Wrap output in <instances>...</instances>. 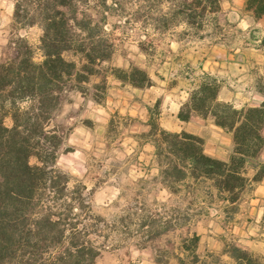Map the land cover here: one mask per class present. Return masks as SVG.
Listing matches in <instances>:
<instances>
[{"label": "rangeland", "instance_id": "374dc122", "mask_svg": "<svg viewBox=\"0 0 264 264\" xmlns=\"http://www.w3.org/2000/svg\"><path fill=\"white\" fill-rule=\"evenodd\" d=\"M125 1L126 13L110 15L106 25L115 44L112 59L82 85L85 92L71 89L65 94L57 118L67 132L57 166L73 183L86 184L93 210L103 218L94 237L104 245L98 262L139 264L132 260L148 258L156 264H179L183 240L197 233L202 259L234 264L225 251L239 244L264 264V221L257 218L251 192L255 182L229 206L214 189L215 196L209 195L205 186L189 193L162 176L148 135L153 122L171 124V115L204 72L220 80V100L238 108L262 104L264 55L257 48L264 36V16L255 18L246 9L247 0H220L219 12L198 18L204 19L202 25L189 28L181 22L162 29L150 19L157 14L158 0ZM141 5L148 6L143 16L133 12ZM167 5L161 8L166 11ZM13 11V0H0V60L21 35L40 61L41 27L17 29ZM131 67L147 70L153 85L138 88L117 77ZM209 123L210 117L192 120L195 128L213 134ZM5 124L12 126L10 115ZM247 176H253V169Z\"/></svg>", "mask_w": 264, "mask_h": 264}, {"label": "trees", "instance_id": "16d2710c", "mask_svg": "<svg viewBox=\"0 0 264 264\" xmlns=\"http://www.w3.org/2000/svg\"><path fill=\"white\" fill-rule=\"evenodd\" d=\"M13 1V26L41 27L42 59H35L33 46L19 35L10 42L7 57L0 60V264H100L104 245L94 237L103 218L94 212L86 184L73 183V177L57 166L67 135L57 118L65 94L71 89L85 92L82 85L100 72L103 62L112 59L115 44L106 25L110 15L126 13L128 2ZM158 3L157 14L152 13L150 19L162 29L181 22L197 27L204 21L198 18L221 10L220 0ZM163 3L168 4L166 11L161 8ZM145 7L138 6L133 12L141 15ZM246 9L260 19L264 0H247ZM261 45L264 47V36ZM122 72L117 77L135 87L153 85L143 68ZM221 88L215 75L204 72L178 117L183 121L210 117L230 132L233 149L228 160L207 155L204 139L187 131H169L153 122L148 135L167 181L189 193L208 187L212 197L214 189L229 206L240 200L251 182L264 177V161L259 160L264 149V101L238 108L220 100ZM6 115L12 117V126L5 124ZM31 158L37 162L32 163ZM249 169L254 170L251 178ZM168 188L174 192L170 185ZM199 241L197 233L183 240L179 264H217L201 258ZM225 252L234 264H258L245 246L233 244Z\"/></svg>", "mask_w": 264, "mask_h": 264}, {"label": "crops", "instance_id": "0c3cea01", "mask_svg": "<svg viewBox=\"0 0 264 264\" xmlns=\"http://www.w3.org/2000/svg\"><path fill=\"white\" fill-rule=\"evenodd\" d=\"M257 50H259L264 55V47L261 44L258 45ZM261 101H263V99H261ZM179 109L180 108H178L175 113L171 115V124H168L167 122H161L163 128L169 131H187L189 133L196 134L204 139V151L207 155L222 160H228L232 152L233 146L232 134L230 132H227L223 128L217 126L213 122V120L212 123H209V128L211 127L213 134L205 130V128H195L192 125V120L194 117L199 116H194L189 121H183L178 117ZM214 135L217 137V140L213 142ZM259 160L264 161V149L259 156ZM251 192L256 197L255 199H253V202L257 206L253 208L255 209V211L257 210V218L259 220L261 219V221H264V177L262 180L254 183V188ZM132 261L139 264H156L155 261L152 262V260L148 258L146 260H144L143 258H139L137 261Z\"/></svg>", "mask_w": 264, "mask_h": 264}]
</instances>
